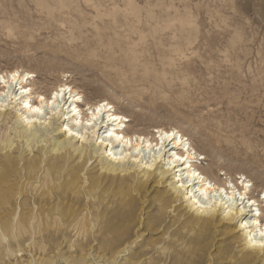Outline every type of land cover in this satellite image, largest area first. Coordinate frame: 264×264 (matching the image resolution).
I'll return each instance as SVG.
<instances>
[{
	"label": "rangeland",
	"instance_id": "374dc122",
	"mask_svg": "<svg viewBox=\"0 0 264 264\" xmlns=\"http://www.w3.org/2000/svg\"><path fill=\"white\" fill-rule=\"evenodd\" d=\"M18 69L37 92L73 87L82 115L109 102L126 134L175 128L205 157L199 171L243 175L263 207L264 0H0V73ZM10 107L3 144L16 140ZM51 122L46 147L63 139ZM107 162L100 149L0 191V264H259L235 222L204 225L164 183L105 174Z\"/></svg>",
	"mask_w": 264,
	"mask_h": 264
},
{
	"label": "bare ground",
	"instance_id": "6f19581e",
	"mask_svg": "<svg viewBox=\"0 0 264 264\" xmlns=\"http://www.w3.org/2000/svg\"><path fill=\"white\" fill-rule=\"evenodd\" d=\"M34 76L32 72L19 69L0 73V119L12 114V104L16 108L14 117L17 123L14 132L16 140L9 139L6 144L0 140V191L24 185L25 179L28 185L32 184V179L26 174L37 168L43 169L45 174L38 175L36 180L49 181V176L56 173L58 165L66 164L73 157L74 160L87 161L101 149L108 161L101 166L103 173L122 177L139 176L142 182L164 183L173 198L187 202V206L194 210L204 225L235 222L237 233L242 232L245 241L242 249L246 251L247 257L264 264V236L261 235L264 233V224L260 223L263 220L259 217L263 215L261 209L264 210V205L259 207L263 202L252 197L251 189L248 188L253 184L246 177L240 175L241 182L231 177L225 181L215 180L198 170L194 161L205 157L191 148L188 138L175 128L155 129L154 132L159 133L158 138L153 135L126 134L122 128L127 127L126 123L130 119L117 113L109 102L104 100L95 106L91 105L89 111L82 115L79 102L83 103L84 98L77 90L67 84H60L50 95L45 91L37 92L30 84ZM52 120L58 122L56 135L63 139L46 147L41 144L45 141L42 136L43 132L46 136L50 133ZM39 131L42 135H39ZM173 133L175 136L169 139ZM89 137H96L97 148L94 150L88 144L83 145ZM80 140L81 145L77 147L74 142ZM155 148L160 152L157 155L155 153L151 161L144 162L143 153L156 152ZM181 150L184 152L181 153ZM37 151L38 155L32 154ZM184 157H187L186 161ZM162 161L166 162L164 166H160Z\"/></svg>",
	"mask_w": 264,
	"mask_h": 264
},
{
	"label": "snow or ice",
	"instance_id": "6c2138e0",
	"mask_svg": "<svg viewBox=\"0 0 264 264\" xmlns=\"http://www.w3.org/2000/svg\"><path fill=\"white\" fill-rule=\"evenodd\" d=\"M175 136V133L172 134V136L169 137V139H171L172 137ZM186 151V150H185ZM177 159L179 160L180 158L177 157ZM184 160L186 161L187 160V157H184ZM195 175V174H194ZM242 199V198H241ZM262 236H264V233H261Z\"/></svg>",
	"mask_w": 264,
	"mask_h": 264
}]
</instances>
